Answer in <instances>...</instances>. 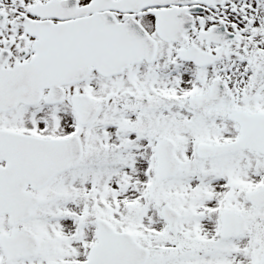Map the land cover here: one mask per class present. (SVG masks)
<instances>
[{"label":"snow or ice","instance_id":"1","mask_svg":"<svg viewBox=\"0 0 264 264\" xmlns=\"http://www.w3.org/2000/svg\"><path fill=\"white\" fill-rule=\"evenodd\" d=\"M0 264H264V0H0Z\"/></svg>","mask_w":264,"mask_h":264}]
</instances>
